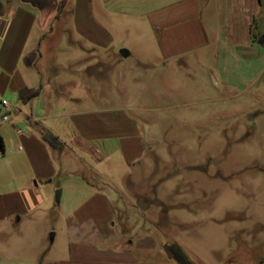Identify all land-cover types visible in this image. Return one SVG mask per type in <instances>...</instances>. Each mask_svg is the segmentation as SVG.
Here are the masks:
<instances>
[{
	"label": "rangeland",
	"instance_id": "374dc122",
	"mask_svg": "<svg viewBox=\"0 0 264 264\" xmlns=\"http://www.w3.org/2000/svg\"><path fill=\"white\" fill-rule=\"evenodd\" d=\"M18 2L42 5L0 0V11ZM46 2L41 22L45 12L53 19L41 48L55 62L58 79L68 82L62 95L67 110L116 108L137 123L145 152L128 164L118 142L81 144L64 119L63 129H54L62 138L54 150L56 174L37 180L46 202L30 229L21 228L31 240V256L44 253L41 264H53L66 258L72 242H100L71 214L98 191L116 211L115 243L153 233L160 249L174 251L166 254L173 264H264V47L237 58L202 52L164 67L142 61L140 34L129 30L117 33L109 51H97V70L87 47L71 44L65 33L70 5ZM59 12L63 19L54 20ZM122 49L130 56L121 57ZM44 110L37 104L32 112L44 116ZM139 197L151 201L145 210L136 205Z\"/></svg>",
	"mask_w": 264,
	"mask_h": 264
},
{
	"label": "crops",
	"instance_id": "0c3cea01",
	"mask_svg": "<svg viewBox=\"0 0 264 264\" xmlns=\"http://www.w3.org/2000/svg\"><path fill=\"white\" fill-rule=\"evenodd\" d=\"M65 1L70 5L65 33L72 35L71 44L87 47L97 70V51H109L118 32H139V43L146 52L142 61H160L164 67L169 62L179 65L202 52L212 59L221 53L248 56L260 46L257 40L264 35V0ZM41 4L18 2L8 11H0V100L10 102L12 118V123H0L4 143L0 154V264H41L44 253L31 256V240L21 228L30 229L36 212L46 202L37 180L56 174L54 150L62 147V138L54 129H63L64 119L71 120L81 144L118 142L128 164L145 152L137 123L124 113L116 114V108L67 110L68 99L63 100L62 95L68 82L58 79L55 62L48 61L41 48L53 19L51 12H45L46 21L41 22L47 2ZM57 15L54 20L63 19L62 14ZM39 31L43 36L34 38ZM93 73L91 83L98 76V71ZM24 88L38 89V93L21 101L19 91ZM11 97L25 109L17 102L13 105ZM37 104L43 105L44 116L33 114ZM46 131L57 138L60 147L42 140ZM71 214L79 225L92 228L100 242H72L66 258L53 264H173L166 256L173 253L170 247L160 249L153 233L127 244L115 243L112 222L116 211L101 192L94 191ZM52 245L50 242L46 251Z\"/></svg>",
	"mask_w": 264,
	"mask_h": 264
},
{
	"label": "water",
	"instance_id": "95a60500",
	"mask_svg": "<svg viewBox=\"0 0 264 264\" xmlns=\"http://www.w3.org/2000/svg\"><path fill=\"white\" fill-rule=\"evenodd\" d=\"M37 1H40L42 3H45L46 0H37ZM257 43L260 45V46H264V35H261L258 40H257ZM129 51L126 50V49H122L120 50V55L124 58L128 57L129 56ZM42 140L45 141L46 143H48L51 147L53 148H57V147H60V143L59 141L57 140V138L55 136H53L49 131H46L44 133V135L42 136ZM216 160V159H215ZM214 163H216V161H214ZM60 194H61V191L58 190L56 192V200L59 201V198H60ZM150 202L149 200H147L146 198L144 197H139L138 200H137V207L140 208L141 210H145L149 205H150ZM52 239H53V235H50V242H52Z\"/></svg>",
	"mask_w": 264,
	"mask_h": 264
},
{
	"label": "built area",
	"instance_id": "2783aa9c",
	"mask_svg": "<svg viewBox=\"0 0 264 264\" xmlns=\"http://www.w3.org/2000/svg\"><path fill=\"white\" fill-rule=\"evenodd\" d=\"M0 123H12L11 105L6 99L0 100Z\"/></svg>",
	"mask_w": 264,
	"mask_h": 264
},
{
	"label": "trees",
	"instance_id": "16d2710c",
	"mask_svg": "<svg viewBox=\"0 0 264 264\" xmlns=\"http://www.w3.org/2000/svg\"><path fill=\"white\" fill-rule=\"evenodd\" d=\"M59 14H60V12H59ZM37 93H38V89L34 90V89H26V88H24V89H21L19 91V98H20L21 101H27L30 98L34 97ZM3 152H4V143H3V140H2V138L0 136V154H3Z\"/></svg>",
	"mask_w": 264,
	"mask_h": 264
},
{
	"label": "flooded vegetation",
	"instance_id": "af4514ba",
	"mask_svg": "<svg viewBox=\"0 0 264 264\" xmlns=\"http://www.w3.org/2000/svg\"><path fill=\"white\" fill-rule=\"evenodd\" d=\"M173 253H174V251H173Z\"/></svg>",
	"mask_w": 264,
	"mask_h": 264
}]
</instances>
